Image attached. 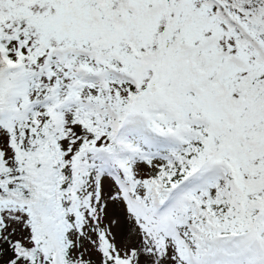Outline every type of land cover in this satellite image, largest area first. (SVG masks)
Here are the masks:
<instances>
[{
    "label": "snow or ice",
    "instance_id": "1",
    "mask_svg": "<svg viewBox=\"0 0 264 264\" xmlns=\"http://www.w3.org/2000/svg\"><path fill=\"white\" fill-rule=\"evenodd\" d=\"M0 264H264V0H0Z\"/></svg>",
    "mask_w": 264,
    "mask_h": 264
}]
</instances>
